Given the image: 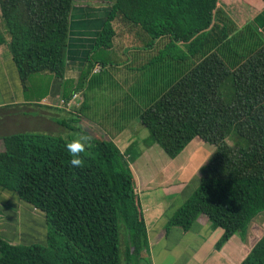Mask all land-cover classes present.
<instances>
[{"label": "trees", "instance_id": "trees-1", "mask_svg": "<svg viewBox=\"0 0 264 264\" xmlns=\"http://www.w3.org/2000/svg\"><path fill=\"white\" fill-rule=\"evenodd\" d=\"M100 1L110 7L92 55L128 42L145 52L159 79V89L129 110L148 131L145 145L156 144L170 159L196 138L215 149L164 232L186 233L203 214L212 229L223 230L215 250L236 233L244 238L250 221L264 212V39L257 27H238L218 0ZM73 3L0 0V45L7 43L24 91L33 74L63 79ZM74 92L64 89L61 99ZM70 111L58 125L76 131L82 107ZM234 134L245 145L227 144ZM69 140L35 132L0 135V189L40 211L46 225L45 245L12 244L0 236V264H151L129 152L93 137L85 167L73 168ZM240 264H264V234Z\"/></svg>", "mask_w": 264, "mask_h": 264}, {"label": "crops", "instance_id": "crops-1", "mask_svg": "<svg viewBox=\"0 0 264 264\" xmlns=\"http://www.w3.org/2000/svg\"><path fill=\"white\" fill-rule=\"evenodd\" d=\"M92 1L94 0L72 7V24L69 28L66 47L64 77L62 80H56L50 75L48 97L43 98L41 104L36 102L35 97L41 94L43 89L38 91V88L35 87L38 84L34 81L32 83V88L35 85L33 91L27 85V79L26 90H23L7 43L0 45L1 115L32 117L30 119L36 121L37 125H44L45 131L54 129L58 125V121L69 113L60 105L63 90L65 89L67 93L66 84L69 83L72 85V89L76 88L74 93L81 99L79 104L82 107L79 115L80 124L83 121L87 125L96 126L93 124L94 120L86 113L89 105L93 104V98L89 100L90 97H85V90L80 85V81L90 75L102 72H107L109 78H112L117 76L127 65L131 66L129 68L131 78L127 82V88L118 95L117 100L121 104L129 107L142 106L143 101L149 97V91L159 89V79L152 72L147 77L148 59L144 51L129 50V58H125V64L116 62L114 67L110 65L104 67L99 62L91 65L88 62L91 57H94L92 55L94 41L100 33L110 7L109 5L106 9L103 7L106 11L104 10V15H102L103 8L90 5ZM100 3L103 5L108 2L100 1ZM218 6L239 27L247 22H252L261 34L264 33L263 4L248 5L243 0H218ZM233 8L237 9V12L231 11ZM238 16L243 17L241 24L237 21ZM118 45L117 42L114 47H118ZM94 60L96 61V59ZM144 75L147 77L146 81L143 80ZM16 105L18 106L15 107ZM70 112L75 113L74 111ZM131 123L127 127H120L116 132L100 129L108 137L104 140H111L121 153H136L134 156H128L131 171L130 162L135 163L141 156L150 154V152L153 153L149 155L152 157L151 160L157 163L156 170L142 174L138 180L132 171L136 196L146 228L147 252L151 264H240L264 234V212L259 213L250 221L244 238L236 233L219 250H215L214 245L222 236L223 230L212 229L207 216L203 214L197 218L186 233L177 228H172L167 233L164 232L169 218L199 185L200 170L213 154L214 147L196 138L176 158L170 159L156 144L146 146L145 142H142L143 150L139 154L140 152H134V148L137 146L133 133L140 129L141 124L137 118H133ZM8 126L6 124L2 129L7 131ZM0 135H7V132ZM44 220L45 218L43 221L40 220L36 209L20 201L16 195L0 189V234L3 233L5 235L3 237L8 239V242L15 244L20 238H25L27 234L32 239L42 240L43 235H46Z\"/></svg>", "mask_w": 264, "mask_h": 264}, {"label": "rangeland", "instance_id": "rangeland-1", "mask_svg": "<svg viewBox=\"0 0 264 264\" xmlns=\"http://www.w3.org/2000/svg\"><path fill=\"white\" fill-rule=\"evenodd\" d=\"M87 1H90V0H84V1L83 0H74L73 6L76 4L84 5L85 2L87 3ZM103 2L105 3V1H103ZM90 5L95 6V7H101V8L105 7V9H106L109 4L105 3V4H103L104 5L103 6L99 0H94V1H92V3ZM105 9L103 8L102 15H104L103 11ZM231 11L237 12V9L233 8V9H231ZM71 17H72V10H71V14L69 17V28L71 27V24H72L71 23ZM74 17H75V15H74ZM237 21L239 24H241V22L243 21V17L238 16ZM260 36L262 37V39H264V33H262V34L260 33ZM68 37H69V32H68ZM118 43H119V45H118V47H115L114 52L112 50H110V52L108 51V52L102 53L100 55L95 54L94 57H92V60H94V58L96 60H103L104 59L105 62H107L108 66L110 65L113 67H114L116 62L123 63L122 65H124L125 64V61H124L125 58H129V50H134V49L128 48V46H129L128 42L119 41ZM136 51H139V50L136 49ZM131 58H133V57H131ZM134 58H136V57H134ZM150 58H151V55H150ZM130 67L131 66H128V65L124 66V69H122L121 72L119 74H117V76H114L112 78H109V74L107 72H105V73L102 72L100 74L90 75L89 77H86L85 80L82 79L80 81V85H82L84 87V90H85V97H90V98H88L89 100L91 98H93V100H92L93 104L89 105L88 111L87 112L85 111V112L88 114V116H90V118L92 120H94L93 124L98 126L99 128L96 126H93L91 124L87 125V123L82 121L81 124L73 125L74 128L76 129V131H70L67 129V127H62L60 125H57L54 129H48L47 131H45V129H43L44 125H41V124L37 125L35 123L36 121H34L33 119H30L32 117L29 118V117H23L20 115L17 117H9V115L8 116L1 115L2 113L0 112V134H3L5 132H7V134H9V133H13V134L14 133H22V132H35V133H42L43 132L45 134L61 136L64 139H68V138L74 139L77 134L82 133V132H87V133H90L92 135V137H95L98 139L108 138L107 135L102 130L107 129L108 131L110 130V132L111 131L116 132V131H118V129L120 127H124V126L127 127V126L132 124L131 122H132L133 118L129 113L130 107L127 105L121 104L119 102V100H117L118 95L121 94L125 88H127V82L130 81V78H131V71L129 70ZM140 72H142V70H140ZM151 72L152 71L150 69V66H148L147 77L149 74H151ZM163 74H164V71L162 69L161 75H163ZM147 77L144 75L143 80L146 81ZM49 80H51V76L47 72L33 74V75L29 76V78H28V82H27L28 86H30L32 88V83H34V81H36V84H38V85L37 86L33 85V88L35 86L36 88H38V91L41 88L43 89L42 93L35 97L36 102H38L39 104L43 103V98L48 97L47 90L50 87V84H49L50 81ZM37 81H39V82L37 83ZM66 85H67V92L71 91L72 85H70L69 83H67ZM33 91H34V89H33ZM30 93H31V91H30ZM107 93H109V94H107ZM117 101H118V105H117ZM65 116L68 117V114ZM6 124L9 125L8 126L9 129H7V131H6V129L5 130L2 129V128H4V126ZM11 126H13V127H11ZM77 128L81 129L82 132L79 131ZM139 128L140 129L137 132L133 133L134 138L136 140V146H137V148H134V152H140L139 154H141V152H142L141 150H143L142 142L144 143L147 140L149 134H148V131L144 127L140 126ZM226 141H227V144H229L230 146H232L234 144H241V143L243 145H245L244 141L241 140L235 134L230 135ZM211 149H212V147H211ZM150 154H153V153L150 152ZM150 154L148 153L147 155L145 154V155L141 156L135 163L130 162L131 167H132V171L134 173V176L136 177V180H138V177L142 176V174L148 173L151 170H156L157 163H156V161L151 160L152 157L149 156ZM134 155H136V153L135 154L131 153L129 156H134ZM148 157H150V158H148ZM10 194H11V192H10ZM36 213H37L38 217L40 218V220L43 221V219H44L43 214L38 210H36ZM44 222H45V220H44ZM34 228H36V227H34ZM44 228L46 230V225L44 226ZM123 233H125V228L123 226H121V235H123ZM0 236L3 239H5L6 241L8 240L5 237H3V236H5L3 233H1ZM30 237L31 236L27 234V235H25V238H20V240H18L15 244H19V245H31V244L45 245L46 244V241H45L46 235H43L42 240L41 239H34V238L32 239V237L31 238ZM63 242H64L63 238L57 239L58 244H63ZM124 243H125L124 238H122L121 239V245H120L122 250L124 249Z\"/></svg>", "mask_w": 264, "mask_h": 264}, {"label": "clouds", "instance_id": "clouds-1", "mask_svg": "<svg viewBox=\"0 0 264 264\" xmlns=\"http://www.w3.org/2000/svg\"><path fill=\"white\" fill-rule=\"evenodd\" d=\"M92 139L93 137L90 133L82 132L77 134L74 139L66 142L65 147L71 157L69 161L71 167L81 169L85 167V158L83 154L93 147Z\"/></svg>", "mask_w": 264, "mask_h": 264}, {"label": "built area", "instance_id": "built-area-1", "mask_svg": "<svg viewBox=\"0 0 264 264\" xmlns=\"http://www.w3.org/2000/svg\"><path fill=\"white\" fill-rule=\"evenodd\" d=\"M80 101V97H78V95L74 93L68 101L61 100L60 105L63 106V108L67 111H70L72 107H78Z\"/></svg>", "mask_w": 264, "mask_h": 264}]
</instances>
